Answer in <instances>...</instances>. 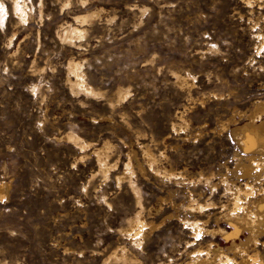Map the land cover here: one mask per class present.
Wrapping results in <instances>:
<instances>
[{
	"label": "rangeland",
	"instance_id": "rangeland-1",
	"mask_svg": "<svg viewBox=\"0 0 264 264\" xmlns=\"http://www.w3.org/2000/svg\"><path fill=\"white\" fill-rule=\"evenodd\" d=\"M24 1L26 22L14 14L12 0H2L0 181L11 187L0 201V264H123L107 261L122 247L132 264H175L200 245H230L222 236L193 240L183 222L209 216L207 227H218L223 187L212 196L197 175L215 174L218 183L227 167L234 169L235 153L244 154L232 131L249 122L240 113L264 100V46L256 38L264 0ZM83 15L85 36L64 42L65 24L76 25ZM72 58L99 95L71 91ZM187 73V86H179L174 77ZM118 89L129 90L121 102ZM230 119L236 122L222 129ZM105 142L114 166L109 177L94 154ZM143 146L162 154L160 168L185 171L184 177H158ZM132 152L144 215L157 226L141 246L120 232L137 210L129 182L118 183ZM190 191L202 192L201 202L212 197L215 208L190 211ZM187 241L194 244L187 248Z\"/></svg>",
	"mask_w": 264,
	"mask_h": 264
},
{
	"label": "bare ground",
	"instance_id": "bare-ground-1",
	"mask_svg": "<svg viewBox=\"0 0 264 264\" xmlns=\"http://www.w3.org/2000/svg\"><path fill=\"white\" fill-rule=\"evenodd\" d=\"M12 1V10L14 14L22 22H26L30 14L29 5L25 3L24 0ZM247 2L248 5H251L254 3V0H247ZM0 6H2L0 7V22L4 23L7 15V8L2 0H0ZM93 14L94 15L89 16V19L90 17L94 19L95 16L97 17V15H99L97 12ZM87 18L86 15H83L82 17L76 18V25L65 24V27L63 26L64 30H61L62 40L64 42L74 43L82 39L86 34V28L83 25L85 22H88ZM256 31H258L256 34L259 43L258 48H261L264 46V28L260 32L259 30ZM66 71L73 93H83L86 96H96L100 94L87 83L81 61H77V59L74 58L70 59L67 63ZM190 76V73H187L186 76L176 74L174 78L179 86H187L186 84H188V78ZM115 95L118 98L117 100L121 102L128 97L129 90L118 89ZM240 114L246 117L249 122L246 121L245 123L247 124L244 123L245 125L243 124V127L236 128L232 131L233 136L238 137L236 140L239 143V147H241L240 149L244 152V154L241 152L235 153L234 159L236 162L234 169L230 170L227 167V173L219 175L218 183L216 181V183H213L215 174L207 176L205 173L200 172L197 175L198 183H204L203 181H205L206 186L211 190L212 196L217 192L219 187H223L226 201L223 203L221 202V206L219 207L221 211L216 215L215 221L218 227H207L210 220L209 216L207 218L208 220L196 218L194 220L187 219V221L183 222V224L189 228L193 240L195 239L198 241L205 237L222 236L230 242V245L222 247L213 241L205 245H200L188 251L186 260L175 264H264V255L261 250H259L260 247L264 248V100H257L250 112L248 111ZM183 118L184 117L181 116L183 123L180 125V129L186 124ZM232 122L236 121L230 119L228 124L227 122L225 124L223 123L221 128H224V130L230 128ZM173 128L175 129L176 126L173 125ZM68 139L82 148L87 147V144L75 134H69ZM110 149L111 144L109 142H105L103 146L94 149L99 171L104 177H109L110 170L114 167L111 166L112 164H110L109 161ZM142 150L147 164L150 166L151 170L155 171L154 173L158 177L169 179L184 177L185 171L181 170L177 172L174 169L160 168L157 165L159 158H161L159 156H162V154L157 155L148 146H143ZM131 156L136 155H134L133 152L130 154V160L125 164L122 175L118 177V183L122 180H127L129 182L135 194L137 210L128 218L126 227L122 228L120 232L136 246H141L143 240L147 237V230L154 229L157 226L153 222H150L144 215L145 206L143 203V196L134 181L136 171L133 167L134 163L132 164L131 162V158H133ZM137 167L138 171L144 174L145 168L140 162L137 163ZM230 174H232L231 176L233 177H230ZM10 187L11 183L4 180L0 181V201L8 197ZM196 187L197 184L195 185V188ZM190 192V211H197L203 214L208 208H215L216 203L212 201V197L207 200L205 198L206 201L201 202L200 198L202 196L201 194H203L202 192L200 194L198 193L199 195H196L197 193L195 194L194 191ZM150 211L148 212L151 213ZM158 212L156 213L158 214ZM150 215L151 214H149V216ZM222 221L231 225L233 228L232 231L228 230L226 227H222L220 225ZM198 236L199 239H197ZM193 244L194 242L187 241V248ZM107 261H120L123 264H132L133 260L127 253L125 247H122L109 254ZM170 262H172L171 258Z\"/></svg>",
	"mask_w": 264,
	"mask_h": 264
},
{
	"label": "snow or ice",
	"instance_id": "snow-or-ice-1",
	"mask_svg": "<svg viewBox=\"0 0 264 264\" xmlns=\"http://www.w3.org/2000/svg\"><path fill=\"white\" fill-rule=\"evenodd\" d=\"M0 7H2V6H0ZM197 239H199V236L197 237Z\"/></svg>",
	"mask_w": 264,
	"mask_h": 264
}]
</instances>
